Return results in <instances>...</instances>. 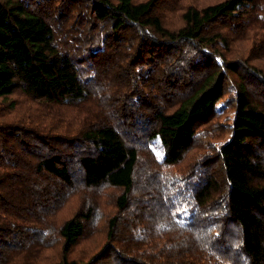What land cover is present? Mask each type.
I'll list each match as a JSON object with an SVG mask.
<instances>
[{
	"label": "trees",
	"instance_id": "1",
	"mask_svg": "<svg viewBox=\"0 0 264 264\" xmlns=\"http://www.w3.org/2000/svg\"><path fill=\"white\" fill-rule=\"evenodd\" d=\"M263 57L264 0H0V264H264Z\"/></svg>",
	"mask_w": 264,
	"mask_h": 264
},
{
	"label": "rangeland",
	"instance_id": "2",
	"mask_svg": "<svg viewBox=\"0 0 264 264\" xmlns=\"http://www.w3.org/2000/svg\"><path fill=\"white\" fill-rule=\"evenodd\" d=\"M259 61L264 64V57ZM66 212H67V210L64 212V216L66 215L65 214ZM102 236H103V234L101 231L96 232L91 237H89L86 242H84L83 246H92V247L97 246V244L100 242Z\"/></svg>",
	"mask_w": 264,
	"mask_h": 264
}]
</instances>
